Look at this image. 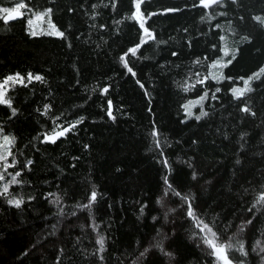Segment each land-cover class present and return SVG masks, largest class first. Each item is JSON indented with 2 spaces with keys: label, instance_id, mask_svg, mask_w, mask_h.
Here are the masks:
<instances>
[{
  "label": "trees",
  "instance_id": "trees-1",
  "mask_svg": "<svg viewBox=\"0 0 264 264\" xmlns=\"http://www.w3.org/2000/svg\"><path fill=\"white\" fill-rule=\"evenodd\" d=\"M19 2L21 0H0V6L12 7ZM23 2L37 12L54 7L53 18L59 22L58 26L62 30L71 26L73 35L69 40L73 47L69 49L68 41L56 37H29L25 20L9 25L0 22V79L16 72L22 75L32 72L44 75L48 82L47 86L33 82L27 88L16 87L10 93L14 106L21 110L15 122L7 125L8 131L18 137L14 153L24 154L19 157L21 163L25 158L35 161L33 170L24 173V187L14 186L13 192L23 195L26 201L29 196H35L36 200L20 210L0 200V264H57L58 261L59 264H101L92 255L94 252L99 255V245L95 243L98 234L106 237L103 264H130L129 257L137 247L147 246L156 237L157 227L170 237L165 247L171 245L169 250L177 253L181 264H205L207 258L201 248L196 247L197 241L190 239L192 226L188 221L178 219L173 223L171 216L167 222L160 219L154 224L152 221V216H162L165 210L156 202L162 193L161 177L165 170L157 162L159 150L149 151L154 148L150 136L153 121L162 133V145L164 140L172 144L171 148H164L177 170L174 173L177 183L182 187L190 184L191 169L180 162L189 157L201 174L198 182L192 183L206 219L216 220L217 224L232 221V228L226 233L231 235L238 230V223L255 215L253 225L247 226L250 231L241 234L242 238L249 244L252 235L256 240H264V215L256 209L247 212L264 192V85L246 97L249 107L257 113L256 118L240 113L225 90L217 94L218 101L211 102L215 104L211 119L181 124L180 103L186 98L195 99L200 90L198 87L185 94L178 90L176 82L182 81L185 73L191 74L189 62L194 57H170L162 46L155 60L130 58V66L137 71V78H142L150 94L145 96L118 61L137 40L134 22L114 23L134 11L132 0H119L115 13L110 0H55L54 5L50 0ZM197 2L146 0L142 7L161 12L183 7L185 11L181 13L158 15L148 23L161 38L177 48L192 39V52L197 55L210 50L217 38L218 30L214 25L221 24L230 47L241 50L233 65L224 70L225 75L247 77L264 67V31L251 19L252 15H264V0H239V10L231 6L218 9L226 10L228 16L204 21L201 15L206 16L211 10L202 13L201 9L192 8ZM93 4L97 7L92 8ZM69 8L75 10L69 11ZM240 14L244 22L237 19ZM104 24L109 31L100 27ZM185 28L187 33L183 31ZM117 29L119 34H116ZM230 29L237 34L231 35ZM244 35L249 36L252 43L243 41ZM145 55L152 56L153 50L149 49ZM165 58L181 66L173 64L167 72H162L155 65L166 63ZM109 83L112 88L108 97L102 96L99 90L94 91ZM239 86H243L242 82ZM220 87L227 89L228 83ZM49 89L53 93L51 97H48ZM46 97L53 103L54 110L68 112L69 119L77 114L86 117L78 135L69 133L67 139L58 141L55 146L39 144L33 139L50 123L35 111L47 102ZM108 98L113 101L116 122L106 116ZM205 107L208 110L207 105ZM5 111L0 106V121L7 120ZM195 111L199 113L198 108ZM245 133L248 135L242 141L240 137ZM193 140L197 143H192ZM36 147L40 151L37 152ZM237 160L241 163L237 164ZM117 168L121 171L117 172ZM209 180L211 183H206ZM92 190L102 194V199L93 206L95 228L92 227L93 217L80 207L88 202ZM49 193L52 195L46 200ZM57 196L59 206L51 203ZM145 203L148 207L141 215L139 209ZM166 206L175 205L166 202ZM60 209L64 216L58 215ZM73 211L76 216L71 215ZM176 215L179 216V212ZM172 232L175 236H171Z\"/></svg>",
  "mask_w": 264,
  "mask_h": 264
},
{
  "label": "snow or ice",
  "instance_id": "snow-or-ice-1",
  "mask_svg": "<svg viewBox=\"0 0 264 264\" xmlns=\"http://www.w3.org/2000/svg\"><path fill=\"white\" fill-rule=\"evenodd\" d=\"M50 3L54 5L55 0H50ZM118 3L119 0H110V7L113 13L116 12ZM145 3L146 0H132L134 11L130 14H125L123 19L114 21L116 24L132 21L136 26V42L132 46L127 47L123 54L118 57V61L122 68L126 70V74H130L135 80V83L144 91V95L150 96L148 89L142 82V78H137V71L134 70L133 66H130V58H134L136 61L155 60L156 56L160 54L162 46H164L163 50L167 51L170 57H185L189 55L194 57L189 62L191 74L185 73L184 79L176 82L178 90L182 93L187 94L196 91L198 87L200 90L195 99L186 98L180 103L179 108L183 110L179 121L181 124L187 125L190 120L198 123L205 118L211 119L214 114L211 110L215 108V104L211 102L218 101L220 97L217 94L225 90L230 94L233 102H236L237 109L240 113L256 118L257 113L249 107L246 97L256 92L258 87L264 85V67H260L258 71L253 72L247 77L225 75L224 70L233 65L241 54V50L230 47L228 36L222 34L223 29L221 24L217 23L214 25V28L218 30L217 38L216 42L211 44L210 50L197 55L192 52L194 47L192 39L187 40L185 44L177 48L170 45L169 40L161 38L155 28L148 23L155 16L181 13L185 11L184 8L177 6L164 9L162 12L149 11L147 7H142ZM230 6L236 10H239L241 7L239 0H198L197 3H193L192 8H199L202 10V13L204 10H211L206 16L201 15V21H204L205 19L215 20L217 17H227L228 12L226 10H217L227 9ZM91 7L96 8L97 5L93 4ZM104 7H109V5H104ZM74 10V8H69V11ZM53 14L54 7L52 6L37 12L30 8L23 0L12 7L0 6V22L3 25H9L10 22L17 20H25L26 34L29 37L37 38L41 35L56 37L60 40L68 41L67 47L71 49L73 47L69 40V36L73 35L70 31L71 26L69 25L62 30V27L58 26L59 22L54 20ZM92 19L95 20L96 16H92ZM237 19L240 22H244L245 18L240 14ZM251 19L260 26L261 31H264V15H252ZM93 26L90 25L89 27ZM100 27L105 31H109L107 24L101 25ZM183 31L187 33L188 29L185 28ZM116 34H119V29H117ZM230 34L235 36L237 33L234 29H230ZM169 39L174 40L173 37H169ZM242 39L249 44L252 43V40L247 35H244ZM196 42L199 43L200 41L197 39ZM142 49L143 51H141ZM149 49L153 50L152 56L145 55ZM165 60L166 63L155 65L162 72H167L169 67L174 64L173 61L167 58ZM174 66L180 67L181 64L175 63ZM199 69H204V71H200ZM33 82H39L45 86L48 84L44 75L33 74L32 72H28L26 75L16 72L0 79V106H3L6 110L5 115L7 116V120L0 121V200H3L7 206L17 210L23 209L26 203L30 204L36 200L35 196H29L26 201L23 195H16L13 192L14 186L17 188L24 187V173L33 170L32 166L35 161L25 158L24 162L21 163L19 157L24 154L19 151L14 153L18 137L16 134L8 131L7 125L15 122L21 115V110L18 106H14V97L10 93H13L16 87L27 88ZM225 82L228 83L227 89L220 87ZM240 82H242L243 86H239ZM111 88L112 85L109 83L107 86L94 89V91L99 90L102 96L108 97ZM52 95V90L49 89L48 97ZM48 97H46L47 102L42 107H37L35 111L46 122L50 123L46 124L33 139L38 141L39 144L55 146L58 141L67 139L69 133L73 136L78 135L80 125L84 124L86 117L77 114L74 119H69L70 114L68 112L54 110V105ZM149 103H151V99H149ZM206 105L208 110H206ZM197 108L199 109L198 114L195 111ZM148 111L151 112L152 109L149 108ZM106 116L112 122H116L117 117L113 114V101L110 98L106 100ZM161 135V131L156 128L155 121H153L150 136L154 148H149V151L159 150L156 153L157 162L165 170L164 175L161 177L163 182L162 193L156 201L165 210L162 216H152L153 223L156 224L160 219L167 222L169 216L172 217L173 223L178 219L188 221L192 226L190 239L197 241L196 247L201 248V251L207 258L205 264H264V240H256L254 235H252L250 237L252 243L249 244L241 235L250 231L247 226L253 225L256 216L253 215L251 218H244L242 222L237 224L238 230L233 231L231 235H226V233L231 230L232 221L228 223L221 222L220 224H217L216 220L208 221L193 190L194 184L192 182H198L201 174L198 173L192 162V158L189 157L188 160H182L180 162L187 165L188 169H191L189 173L190 184L182 187L177 183L174 175L177 170L165 155L164 148V146L171 148L172 144L164 140L162 145ZM247 135V133L243 134L240 139L242 141L245 140ZM176 143H179V141ZM192 143L195 144L197 141L193 140ZM85 148L87 149L88 145H85ZM36 151H40V148L36 147ZM73 159L79 160L80 158L73 157ZM236 163L240 164L241 161L237 160ZM72 167L75 168L76 164L73 163ZM116 171L120 172L121 169L117 168ZM206 183H211V181H206ZM51 195L49 193V196L45 197V199H49ZM100 199H102V194H99L96 190H92L88 196V202L80 205L82 211L87 210L88 216L93 217V228L96 227L93 206L97 205ZM166 202L174 204L175 206L167 207ZM51 203L59 206L60 197L57 196L56 200L51 201ZM258 205L260 207H257ZM147 207L148 204H142L139 209L141 215L144 214V210ZM254 209L264 215V192L258 195L251 207L247 208V212L251 213ZM177 212H179V216L176 215ZM58 215H65L63 209H60ZM71 215L76 216L77 213L73 211ZM218 219L219 217H217ZM155 231L157 233L156 237L147 246H138L132 256L129 257L130 264H165V262L166 264H181V261L177 259V253L169 250L171 245L168 248L165 247V242L170 237L167 234H163L160 227H157ZM171 236H175V232H172ZM262 236H264V233H262ZM105 241L106 237L98 234L95 243L99 245V255L97 256L95 252L92 254L101 264L104 262L103 253L106 250ZM60 251L63 252V249H60ZM256 257L259 259L257 260ZM57 264H59V261Z\"/></svg>",
  "mask_w": 264,
  "mask_h": 264
},
{
  "label": "rangeland",
  "instance_id": "rangeland-1",
  "mask_svg": "<svg viewBox=\"0 0 264 264\" xmlns=\"http://www.w3.org/2000/svg\"><path fill=\"white\" fill-rule=\"evenodd\" d=\"M46 27V25H44Z\"/></svg>",
  "mask_w": 264,
  "mask_h": 264
}]
</instances>
